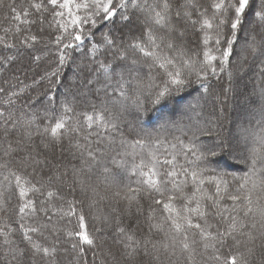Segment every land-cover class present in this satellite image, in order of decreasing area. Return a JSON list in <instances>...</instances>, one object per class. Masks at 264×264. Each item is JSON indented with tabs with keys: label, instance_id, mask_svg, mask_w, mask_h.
<instances>
[{
	"label": "snow or ice",
	"instance_id": "snow-or-ice-1",
	"mask_svg": "<svg viewBox=\"0 0 264 264\" xmlns=\"http://www.w3.org/2000/svg\"><path fill=\"white\" fill-rule=\"evenodd\" d=\"M129 6L147 14V21L152 25L147 27L144 33L147 40L145 41L142 36L122 50L116 47L115 41L108 35H104L103 39L106 45L114 49V61L130 62L132 66H135L140 62V57L146 58V61L150 59L147 82L136 74L134 67H128L126 64L122 66L121 71L117 72L113 63L100 62L99 69L104 71L109 82L113 75L118 77L117 87L113 89V94L118 93L124 100L131 101L134 106V119L139 122L146 118L150 111L146 107L145 100L142 99L146 89L148 90L147 100L152 105L160 104L173 93L182 92L194 82L202 84L207 90L208 85L205 81L209 76H217L218 68L220 72H223L226 65L231 63L237 30L241 26L242 17L252 7V0H213L211 16L207 14L208 9L197 3V0H185L183 4L177 5L174 17L170 0H153L151 4L147 3V0H144V3L140 0H118V2L117 0H40L38 3L30 2L22 12L18 9L16 0H0V8H6L12 13L14 20L38 27L39 35L31 34V28H29V34L20 38V44L29 48L43 40L42 34L45 32L46 24L49 28L52 27L48 21L49 15L55 19L56 17L63 18L67 13L70 17L69 22L57 21L65 32H67L68 23L74 26L72 32H68L66 37H56L57 44L63 43V49L60 50L59 55L60 65L66 61V49L79 48L83 43L82 25L91 23L95 26L98 20L110 22L117 15H120L123 21H128L130 17L125 13ZM31 9L35 12L33 13ZM8 12L5 13L4 19L9 18ZM194 14L197 17L195 19ZM253 14L264 25V0H259ZM32 16L35 18L28 19ZM226 28H230V35L225 32ZM77 29L80 31H76ZM190 29L194 33H204L201 41L203 48L202 50L198 48L192 56H186L185 41ZM210 29L215 30L214 52L216 54H213V49L208 47L209 40L212 38L208 33ZM158 30H163L164 34L157 36L155 31ZM4 31L7 32L8 29ZM20 32L21 29L17 27L16 33ZM65 39L67 42H64ZM254 39L255 36L252 37V40ZM72 41L77 43L74 45ZM0 43L6 48L15 47V44L7 43L4 37H0ZM261 43H264V40ZM248 47L252 52L256 51L253 43L249 42ZM95 48L96 45H93L92 50L95 51ZM129 49L131 55H129ZM201 51L203 60L199 59ZM12 59L11 56L7 57L9 61ZM35 59L38 61L40 57L36 56ZM214 61L216 63H213ZM153 70L159 74L161 84L155 83L156 76ZM261 70L264 71V62L261 64ZM57 71L58 69H54L47 75L57 76ZM193 77H195L194 80ZM92 83V80H88V84ZM228 91L229 89H225L226 93ZM0 92H4V89L0 88ZM7 103H12L11 97ZM63 109L64 114L56 117L54 122L50 120L37 134L48 138L51 143L61 145L65 138L75 133L81 136L86 143L81 144L77 140L71 146L80 151L82 156L86 153L87 159L81 160V168L65 167L61 171L59 164L53 165L46 183L34 182L30 177L42 175V170L37 172V169L50 162L41 161L30 155H20L27 146L31 145L33 134L29 131L16 139V147H13L12 137L18 133L21 118L15 117L11 112L5 116V113L0 111V117H5L3 123L0 124V143L9 142L8 147L0 153V218L8 220L0 226V237H2L0 264H57L56 253L60 243L59 238L57 237L51 246L33 239V234L43 236L44 230L51 229L53 234L57 233L59 229L52 223L54 219L59 222L73 216L78 218L80 231L66 233L67 237L72 240L71 251L74 253L73 260L76 264H81V259L86 256L84 245L92 249L103 246L102 239H98L85 230L83 208L77 211V205H83V201L77 200L75 193L79 188L82 193L91 191L94 195H98L96 188L82 179L85 168L91 170L89 161H97L96 153L103 151V148L99 147L103 144L102 138L96 141L98 147H92L90 137L100 134L94 133L91 129L95 125L106 131H119L116 120L120 119L123 113L113 116L108 108L97 110L93 105L92 113H81L86 122V127H83L79 121L76 125L69 124L71 117L65 114L74 111L71 106L65 103ZM123 110L128 109L125 107ZM33 123L34 120L27 121L29 126ZM130 130L135 131L131 126ZM261 132H264V128ZM184 135L188 138V143L180 137L173 138L180 144L181 151L169 153L167 149H164L161 153L159 150H153L144 156L134 151L137 146L141 148L149 145L163 147L164 144L171 142L167 139L152 137L150 134L140 136L137 132V138L130 145L133 152L117 153L111 159V164L116 169H123L130 175L138 177L135 187L127 186L123 191L112 193L113 197L119 198L117 203L121 200L126 201L125 211L129 215L133 207H136L137 213L142 214L140 201L141 197L146 196L151 202L148 221L154 219L153 213L157 211L162 213V222L149 223L147 225L148 234L143 238L137 236L138 225L122 226V221L118 216L115 225L117 234L115 243L122 245L121 255L124 260L130 261L136 256H144L149 258L147 264H197L196 257L199 255L203 259V264H209V262L253 264L259 247L261 250L259 264H264V135H256L245 129L242 137L243 144H234L230 139L219 135H216L211 144H198L196 141H199L201 137L211 138L214 135L209 129L198 125H193L187 132H184ZM121 143L127 144V141L122 140ZM171 146L173 149L176 147L175 144ZM240 152L245 153L243 162L248 170L240 177L233 175V180H238L240 183L233 192H229L227 179L224 176L218 178L215 175V169L210 167L211 158H217L222 154L235 156ZM124 156L132 157L131 168H128V161L124 159ZM178 157L183 158L184 163H180ZM137 159H139L138 163ZM29 169L31 172L28 171ZM70 172L71 179H69ZM103 172L111 175L113 169L105 166ZM178 175H183L185 179L178 181ZM254 177H259V179H254ZM206 180L207 183L215 185L214 194L205 191L203 185ZM65 187L72 195V199L61 195ZM189 187L191 191L186 190ZM30 194L34 198H30ZM105 198L101 197V199ZM224 199L231 201V205L226 209L221 208L220 202ZM13 200L16 202L12 203ZM56 201H60V204L57 205ZM177 201L181 202L179 207H177ZM96 203V200H92L88 207L93 208ZM226 210L227 215H225ZM112 212L118 213V209L113 208ZM40 213H43L46 218L44 222H37L33 219L32 224H26L25 217L36 218ZM12 216L18 218V230L10 226ZM256 216L259 217L258 222L254 219ZM249 218H252L251 223H249ZM103 223L111 227L107 217ZM257 223L261 239L259 245L256 244L257 237L252 233V230L257 229ZM165 224L169 229L165 235L171 243L165 242L158 245L153 241L151 234L154 231H163ZM17 231L21 236V244L26 245L25 247H21L14 239ZM96 231L100 232L101 229L97 228ZM245 237L246 239H242ZM201 244L204 251L197 252L196 249ZM222 248L232 251L227 261H222L218 254ZM63 251L67 252L68 249ZM105 255L113 254L109 250L105 252ZM93 256L99 258L100 253L94 252ZM113 259L115 260V256ZM83 264H87L86 259ZM101 264L104 262L101 261Z\"/></svg>",
	"mask_w": 264,
	"mask_h": 264
},
{
	"label": "trees",
	"instance_id": "trees-1",
	"mask_svg": "<svg viewBox=\"0 0 264 264\" xmlns=\"http://www.w3.org/2000/svg\"><path fill=\"white\" fill-rule=\"evenodd\" d=\"M30 2L38 3L40 0H16L17 7L21 12L23 8L29 6ZM184 2L185 0H170L173 17L177 5ZM212 2L213 0H197V3L208 9L207 14L209 16H211L213 11L211 8ZM147 3H153V0H147ZM258 4L259 0H252V7L242 17L241 26L238 27L231 63L226 65L223 72H220L218 68L217 76H209L205 81L208 85L207 90L202 84L194 82L182 92L173 93L160 104L152 105L147 100L148 90L146 89L145 96L142 99L145 100L146 107L150 111L147 113L146 118H143L139 122L134 119L135 112L131 101L124 100L118 93L113 94V89L117 87L118 77L113 75L111 82H109L104 71L99 69V64L100 62L113 63L117 72L121 71L122 66L126 64L128 67H134L136 74L147 82L149 74L148 64L151 63L150 59L146 61V58L140 57V62L135 66H132L130 62L114 61V49L106 45L103 39L104 35H108L110 39L118 42L116 47H120L122 50L133 43L135 39L142 36L146 41L147 37L144 36V33L147 27L152 26L144 20L145 15L147 16L146 13L129 6L125 13L130 17L128 21H123L121 16L117 15L110 22L98 20L95 26L91 23L82 25L84 29L83 43L79 48L66 49V61L63 65H60L59 55L61 54L60 50L63 49V43L57 44L56 37H66L68 32H72L74 26L68 23V29L65 32L60 28L57 21L62 23L69 22L70 17H68L67 13H65V17H56L55 19L49 15L48 21L52 24V27L49 28L46 24L45 32L42 34L43 40L29 48L20 44V38L29 34V28H31V34L39 35L38 27L16 21L12 18L13 14L8 12L6 8H0V37H4L7 43L15 44V47L6 48L0 43V88L4 89V92H0V111H3L5 116L11 112L15 117L21 118L18 133L12 137L13 147H16V139L29 131L33 134L31 145L27 146L25 151L20 153V155H30L41 161L50 162L46 163V165H41V168L37 169V172H41L42 170V175H35L30 177V179L34 182L40 181L41 183H46L53 165L59 164L61 171L65 167L69 169L72 166L81 168V160L87 159L86 153L82 156L80 151L71 146L77 140L81 144H85L86 142L81 136L72 133L68 138L63 140L61 145H57L51 143L48 138L37 134L38 131L43 130L50 120L54 122L56 117L64 114L63 105L65 103L74 109L73 112L65 114L67 117H71L68 121L71 125H76L77 121H79L81 126L86 127V122L81 113H92L93 105H95L97 110H102L105 107L108 108L113 113V116L123 113L120 119L116 120L119 131H106L103 128H97L95 125L91 129L94 133L100 134L99 136L94 134L90 137L92 147H98L96 141L102 138L103 144L99 145V147L103 148V151L96 153L97 161H89L91 170L89 171L85 168L82 179L87 184L95 187L98 195H94L91 191L82 193L78 188L75 198L83 201V205H77V211L79 212L80 208H83L85 230L89 234L98 237V239H102L103 246L92 249L84 245L86 256L81 259V264H83L84 259L87 260V264H96L93 256L94 252L100 253L97 259L103 261L104 264H147L149 258L144 256H136L133 260L125 261L121 255L123 251L122 245L115 243L117 238L115 225L118 216L122 221V226L138 225V238H143V236L148 234L147 225L149 223L162 222V213L160 211L153 213L154 219L148 221L147 217L150 212L151 202L146 196L141 197L140 201L142 214L137 213L136 207H133L129 215L125 211L126 201L121 200L117 203L119 198L112 195L116 191L125 190L127 186L135 187L138 177L130 175L129 172L123 169H116L111 164V159L117 153L133 152L130 145L137 138V132L140 136L150 134L152 137L167 139L171 142L164 144L163 147L159 145H149L144 148L137 146L139 150L135 149L134 151L146 156L149 151L153 150H159L161 153L164 149H167L169 153L181 151L180 144L173 138L180 137L181 140L188 143V138L184 135V132H187L193 125L207 128L214 134L211 138L201 137L199 141H196L198 144H211L215 140L216 135L228 139L231 136L234 144H243L242 136L245 129L249 130V132H256L264 128V71L262 72L261 70V64L264 62V43H261L264 40V25L253 14ZM31 11L35 12L34 9H31ZM6 12H8V19H4ZM34 18L35 16H32L28 19ZM193 18H197L195 14ZM21 19L23 20L24 17L22 16ZM17 27L21 29L20 33H16ZM5 29H8V31L5 32ZM76 31H80V29ZM225 32L230 35V28H226ZM208 33L212 37L209 40L208 47L213 49V54H216L214 52L215 30L210 29ZM155 34L161 36L164 32L163 30H158L155 31ZM203 36V32L194 33L193 30H189L185 41L186 56H192L198 48L202 50L203 45L201 41ZM253 36H255L254 40H252ZM242 41L253 43L256 51L252 52L251 48L247 45L246 48L238 52L240 49L238 48V44ZM64 42H67V40L65 39ZM72 43L75 45L77 42L72 41ZM93 45H96L95 51L92 50ZM168 54L171 55L172 53ZM129 55H131L130 49ZM9 56L13 58L10 61L7 60ZM36 56L40 57L38 61L35 59ZM199 59L203 60L202 51ZM213 63L216 62L214 61ZM54 69H58L57 76L49 77L47 74L51 73ZM242 71L243 73L245 72L244 76L242 75L243 73L239 76L238 74ZM153 74L156 76L155 83L161 84L156 70H153ZM194 79L195 77H193ZM88 80H92L93 83L88 84ZM225 89H229L227 92L229 97L226 98L224 96V102L220 101L221 103H219L216 98L222 95ZM9 97H11L12 103H7ZM125 107H127V111L123 110ZM105 115L107 116V113ZM4 118L0 117V124L3 123ZM30 119L34 120L31 126L27 124V121ZM205 119L207 120L206 123ZM229 123L233 124V126H230ZM130 126L135 131H131ZM179 127H181V130ZM259 135H263V133L261 132ZM122 140H126L127 144H122ZM172 144L176 145L175 149L171 146ZM8 145V141L0 143V153ZM244 154L240 152L234 156L237 162L231 160L229 158L230 155L227 154L211 158L212 163L210 167L215 169V175L218 178L224 176L227 179L229 192H233L240 183L238 180H233V175L240 177L248 170L247 165L243 162ZM191 158L194 159V157ZM124 159L128 161V168H131L132 157L124 156ZM178 159L180 163H184L183 158L178 157ZM136 162L138 163L139 159ZM13 166L15 165L13 164ZM105 166L113 169L111 175H106L103 172ZM120 170H123V176L120 178V180H123L120 181L121 183L119 181L115 183L114 179L120 174ZM28 171L31 172V169ZM69 179H71V172ZM184 179L183 175H178L177 177L178 181H183ZM254 179H259V177H254ZM203 187L209 194L215 193V185L207 183V180ZM249 187H251V183H249ZM186 190L191 191V188L189 187ZM61 195H65L67 199H72V195L68 193L66 187L63 188ZM101 197L106 198L101 199ZM30 198L34 197L30 194ZM92 200H96L97 203L93 208H89L88 204ZM15 202V200L12 201V203ZM56 203L59 205L60 201H56ZM180 203V201H177V207L180 206ZM220 203L221 208L224 209L231 205V201L227 199L222 200ZM37 206L39 207V204ZM113 208H117L118 213H113ZM65 210H67L66 206ZM227 214L226 210L225 215ZM106 217L111 227L103 223ZM33 219H36L37 222H44L46 220L43 213H40L36 218L25 217L26 224H32ZM254 219L257 222L259 221L258 216ZM17 220V217H11L10 226L16 230L19 229ZM209 220L211 221L212 218L210 217ZM251 220L252 218H249V223H251ZM7 222V219L0 218V226ZM52 223L59 229L57 233L53 234L51 229H48L44 230L43 236L33 234V239L36 242L51 246L58 237L60 243L56 253L57 264H76L73 260L74 253L71 251L72 240L67 237L66 233L68 231H80L78 218L73 216L59 222L54 219ZM97 228H100L101 231L97 232ZM168 231L167 224L164 225L163 231H154L151 234L153 241L158 245L165 242L171 243V240L165 235ZM252 233L257 237L256 244L259 245L261 239L259 237L258 223L257 229L252 230ZM14 239L21 247L26 246L21 244V236L18 231ZM242 239H246V237ZM0 240H2V237H0ZM107 245H114L117 248V251L111 256L105 255V252L109 251V246ZM64 249H68V251L65 252L63 251ZM196 250L197 252H203L202 244ZM260 251L258 247L257 257L253 264H259ZM218 254L221 256L222 261H227L232 251L228 248H222ZM113 256H115V260ZM196 262L197 264H203L201 256L197 255ZM209 264H218V262H209Z\"/></svg>",
	"mask_w": 264,
	"mask_h": 264
},
{
	"label": "rangeland",
	"instance_id": "rangeland-1",
	"mask_svg": "<svg viewBox=\"0 0 264 264\" xmlns=\"http://www.w3.org/2000/svg\"><path fill=\"white\" fill-rule=\"evenodd\" d=\"M141 3H144V1H140ZM145 15V14H144ZM144 20H145V22H147L148 24H150L148 21H147V16L145 15V18H144ZM116 44H118V42L115 40V45ZM247 45H248V43L246 42V41H242L240 44H238V48H240L239 50H238V52L239 51H241L242 49H244V48H246L247 47ZM236 72V71H235ZM263 72V71H262ZM243 73V71L242 72H240L238 75L240 76L241 74ZM244 74H245V72L242 74L243 76H244ZM222 95H223V97H222ZM222 95H220L218 98H216V100H218V102L219 103H221V102H224L223 100H224V96L226 97V98H228L229 96H228V93H226L225 91L223 92V94ZM221 101V102H220ZM221 106H222V108H223V105L221 104ZM207 122V120L205 119V123ZM208 124V123H207ZM230 124V126H233V124H231V123H229ZM238 128V127H237ZM236 128V129H237ZM179 129L181 130V127H179ZM184 130V129H183ZM182 130V131H183ZM252 133H254V134H256V135H259L260 133H261V131H253ZM263 133V135H264V132H262ZM243 137V136H242ZM231 141H232V139H231V136H230V138H229ZM243 139V138H242ZM136 150H139L137 147L135 148ZM221 164V163H220ZM123 176V170H120V174H118L116 177H115V179H114V181H115V183L116 182H120V181H122V180H120V178ZM114 183V184H115ZM121 183V182H120ZM107 246H109V245H107ZM110 248V249H109ZM109 248H108V250H110L111 251V253L112 254H114V252L115 251H117V248L114 246V245H110L109 246ZM94 260H95V263L96 264H101V260L100 259H97V258H94ZM137 264V263H136Z\"/></svg>",
	"mask_w": 264,
	"mask_h": 264
},
{
	"label": "bare ground",
	"instance_id": "bare-ground-1",
	"mask_svg": "<svg viewBox=\"0 0 264 264\" xmlns=\"http://www.w3.org/2000/svg\"><path fill=\"white\" fill-rule=\"evenodd\" d=\"M229 158H230L231 160H233V161H236V162H237V159H235V157H234V156H229Z\"/></svg>",
	"mask_w": 264,
	"mask_h": 264
}]
</instances>
